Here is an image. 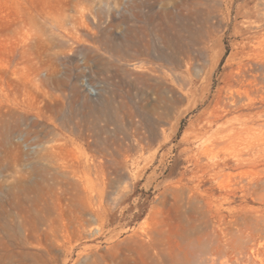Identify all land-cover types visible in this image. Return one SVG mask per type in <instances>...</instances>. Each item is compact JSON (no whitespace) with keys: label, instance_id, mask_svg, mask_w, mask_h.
<instances>
[{"label":"rangeland","instance_id":"1","mask_svg":"<svg viewBox=\"0 0 264 264\" xmlns=\"http://www.w3.org/2000/svg\"><path fill=\"white\" fill-rule=\"evenodd\" d=\"M245 120L264 0H0V264H155L145 227L189 264L264 253V164L210 167L264 163Z\"/></svg>","mask_w":264,"mask_h":264},{"label":"bare ground","instance_id":"2","mask_svg":"<svg viewBox=\"0 0 264 264\" xmlns=\"http://www.w3.org/2000/svg\"><path fill=\"white\" fill-rule=\"evenodd\" d=\"M262 129H264V120H245L244 125L240 129L238 130L233 129V131L230 133H232L235 140H241L243 142L249 140L247 139V137H249L250 134H252L253 136L257 135L258 137L264 140V131ZM260 164H264L261 162L260 159H254L250 157H238L236 158V160H234L233 163L226 160L225 163H215L213 165H210V167L215 174H223L225 175L226 179H230V178H241L244 175L248 174V172L251 171L252 169L258 167ZM262 182L264 183V178L259 177L254 181L253 180L250 181L248 185L246 186L243 185L242 190L243 191L254 190L257 188V186L260 183L263 184ZM226 190H229L228 191L229 193L233 192L232 189H226ZM181 191L185 192V189H182ZM186 191L193 192V188L186 187ZM247 191H245L246 194L251 193V191L250 192ZM211 197H214V195H212ZM218 200H220V202L222 203L223 200L225 201L228 200V197L219 196ZM195 201H197L195 196L188 194L187 202L189 204H194ZM244 218H247V215ZM136 237L138 239L137 240L135 239V241L138 242L137 244H140L142 248H144V250H146L145 252L146 254H149L151 249L153 250L155 249L154 251L155 264H189L185 259H183L182 251L180 248H173L166 251L165 249L160 247L157 239H155L154 233L151 232V229L147 227L143 228L141 234L136 233ZM186 245L189 248L198 249L200 248L201 243L191 238L190 236H187ZM196 264H233V263L227 260L226 257L224 256L220 257L218 260L208 258L206 256L204 258H200L198 263ZM235 264H264V253L261 249V246L258 245L256 247H252L251 254L248 252L242 254L239 260Z\"/></svg>","mask_w":264,"mask_h":264},{"label":"built area","instance_id":"3","mask_svg":"<svg viewBox=\"0 0 264 264\" xmlns=\"http://www.w3.org/2000/svg\"><path fill=\"white\" fill-rule=\"evenodd\" d=\"M92 93H95V91H94V90H92Z\"/></svg>","mask_w":264,"mask_h":264}]
</instances>
